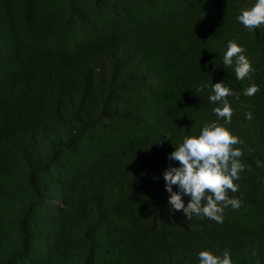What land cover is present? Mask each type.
Returning <instances> with one entry per match:
<instances>
[{"label":"trees","instance_id":"1","mask_svg":"<svg viewBox=\"0 0 264 264\" xmlns=\"http://www.w3.org/2000/svg\"><path fill=\"white\" fill-rule=\"evenodd\" d=\"M254 2L0 0V264H199L203 248L264 264V24L237 20ZM231 39L251 78L224 64ZM221 80L242 204L188 218L162 174L184 136L224 123L198 88Z\"/></svg>","mask_w":264,"mask_h":264},{"label":"clouds","instance_id":"2","mask_svg":"<svg viewBox=\"0 0 264 264\" xmlns=\"http://www.w3.org/2000/svg\"><path fill=\"white\" fill-rule=\"evenodd\" d=\"M237 20L249 30L259 28L264 24V0H255L251 7L242 9ZM234 57L237 78H251L250 74L255 68L246 54V45L231 39L223 55L224 64L233 65ZM208 86L212 88L209 99L217 102L213 110L218 117L225 118L224 123L212 120L199 133L184 136L183 141L173 147L167 156L176 163L166 167L162 175L164 187L170 193L168 203L175 210H182L188 218L197 214L222 221L224 207L219 202L224 201L236 208L242 204L241 199L229 197L228 190L235 191L239 187L234 180L239 178L240 170L246 165L240 159L242 149L233 147L239 142V137L227 127L233 113L228 96L233 94V90L223 80L211 85L202 82L198 88L203 90ZM259 88L253 82L244 91L247 95H253ZM247 116L250 119L252 112L249 111ZM185 197H188L187 202ZM198 255L199 264H233L227 249L220 255L210 248H203Z\"/></svg>","mask_w":264,"mask_h":264},{"label":"bare ground","instance_id":"3","mask_svg":"<svg viewBox=\"0 0 264 264\" xmlns=\"http://www.w3.org/2000/svg\"><path fill=\"white\" fill-rule=\"evenodd\" d=\"M107 222V221H106ZM80 244V243H79ZM80 247V246H79ZM259 247V246H258Z\"/></svg>","mask_w":264,"mask_h":264}]
</instances>
